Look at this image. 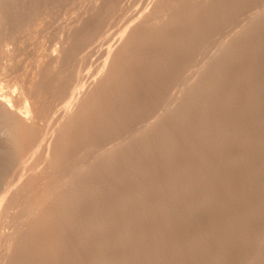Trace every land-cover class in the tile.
<instances>
[{
    "label": "rangeland",
    "instance_id": "rangeland-1",
    "mask_svg": "<svg viewBox=\"0 0 264 264\" xmlns=\"http://www.w3.org/2000/svg\"><path fill=\"white\" fill-rule=\"evenodd\" d=\"M15 1L3 0L2 7H5L4 11L9 7L6 13L17 19L13 31L22 26L23 38L27 36L25 34L32 32L31 42L23 45L27 50L26 53L24 48L20 50L23 54L19 51L21 56L19 59L24 58L26 59L23 60L24 63H28L32 58L28 56L29 51L35 50L34 45L36 47L37 42H41L45 33L43 42L49 44L52 39L60 35L61 27L74 25L72 24L74 21L79 23L80 20L77 19H81L82 16H85V19L82 18L81 23L83 19L86 22V17L89 19L95 13L91 11L92 6L97 5L103 9H100L102 13L97 14L102 15L101 21H106L103 23L105 32H102L105 36L103 35L104 38L102 36L101 39L102 45L106 48L129 26L132 22L130 17L137 15L138 12L139 15L145 12L154 0H124V2L117 0L115 4L113 0H109L108 5L104 4L103 7L101 0ZM170 1H162L164 8L160 7L164 9H161L162 12L164 11L163 14L168 15L169 18L164 17L162 20L164 25L161 23V26L153 27L152 32L155 29L159 32L157 33V30L155 31L157 34L153 32L155 36L153 33L147 35L150 36V39H147L149 42L146 41L145 45L143 43L139 46L141 50L145 48L143 52L136 49L137 54L146 53L144 50L148 53H146L148 56L138 54L142 56L137 55L139 60L145 57L151 59L149 56H155L149 61L145 58L153 64H148L144 60L147 62L144 67H142V63L145 64L143 60L140 62L138 60L136 63L137 59H135L134 64L141 63L138 66L145 68L146 72L138 67L142 72L138 74L135 70L137 73L135 76L140 79L143 77L142 81H136L138 77L131 78L135 79L134 84H141L140 87L143 86L141 88L145 90L133 85L132 81L131 88L136 90L134 95L132 90V93L129 91L131 94L129 96L128 93L119 94L115 98L117 100L113 98L114 101H110L112 105L108 103L105 105L108 110L104 108L107 112L105 111L106 113L104 112L100 118L101 122L98 121V126L102 122L103 124L109 122L110 125H100L102 130L98 133L100 134L98 139V135L94 138L98 141L94 142L105 143V139L111 141L118 135L127 136L130 133L127 130L128 125L132 127L144 121L148 114V119L154 121L149 134L137 136L139 139L136 141L139 143L135 141L136 143H133L134 145L132 144L129 149L123 147L119 159H114L115 165L108 163L107 167H111L110 172H107L109 168L106 167L107 169L100 173L102 175H96V180L94 177L91 178V181L95 180V182L83 186L79 203L73 207L71 213L67 211V216L63 211L57 213L61 215L56 214V217H51V222L50 219L47 220L48 222L39 219L37 225L31 220L33 225L27 222L28 234L26 232L27 235L22 234L24 241L22 240V244L19 242L20 245H17L12 256L13 260L8 262L4 256L5 232L8 233L7 229L12 228V231H9L13 233L16 226L17 229H21L20 222L25 224L23 219L27 214L29 216L38 200L33 197L26 198L23 201L25 207L22 204V209L20 206L18 210L15 209L9 214L2 229L0 228V264H264V0ZM11 7L13 8L11 11L14 10L12 13ZM59 22L62 25L63 22L70 24L64 23L65 25L62 26ZM57 26L60 30H57ZM121 29L124 30L119 31ZM39 30L42 33L44 31L42 37ZM21 33L18 39L22 40H17V43L23 44ZM147 44L149 47L146 46ZM146 47L147 49L152 47L149 50L152 52L151 55ZM95 64L91 67L92 70L96 69ZM82 70L84 71L80 74L84 76L89 71V67H84ZM141 73H144L143 76L140 75ZM176 93H181L179 95L181 103L177 105L182 109L176 105H174L176 109L173 107ZM135 95L139 97L135 98ZM120 96L125 97L122 99ZM142 101L143 103H139ZM49 107L44 112L47 116L54 114L57 109L59 113L61 109V106ZM109 109L113 115L115 114L114 116ZM159 111H162V114ZM117 114H120L118 116L121 119L115 117ZM170 114L174 115V118ZM107 116L111 119L109 120ZM164 120L167 122L165 123ZM113 123L115 124L112 125ZM121 128L124 131L118 130ZM143 137L151 139V142L149 140L147 143ZM108 140L106 142H109ZM144 141L147 144L140 143ZM140 144L145 145V149ZM113 169L117 170V175L112 172ZM111 175L119 178L115 179ZM114 182L118 184V189V186L115 187L116 189L112 187ZM69 224L70 226H67ZM47 228L49 234L46 233ZM4 229L6 231H3ZM34 236L37 240H33ZM51 238H54L53 242ZM46 239H50L49 242ZM54 244L56 249L53 248ZM42 249L47 250L48 254ZM57 254L62 256L59 257Z\"/></svg>",
    "mask_w": 264,
    "mask_h": 264
},
{
    "label": "bare ground",
    "instance_id": "bare-ground-1",
    "mask_svg": "<svg viewBox=\"0 0 264 264\" xmlns=\"http://www.w3.org/2000/svg\"><path fill=\"white\" fill-rule=\"evenodd\" d=\"M2 1L3 0H0V56H1V58H0L1 59V62H0V228L2 227L3 223L7 220L6 218L9 217V214H11L15 209L18 210V208L22 204L24 206L23 201L26 200V198L29 199V197H33V198L38 199L37 202L35 203V205L33 206V209L31 208L32 211L30 210L31 213L29 214V216L27 214V217H25L23 219V220H25L24 221L25 224L24 223L21 224V222L19 221L20 222L19 227L22 226L21 229L20 228L17 229L18 227L16 226V229H15V231H13V233H11L9 231L12 228L7 229L8 233L5 232L6 233L5 237L7 234L11 233V234L7 235V238L4 237V239H5L4 241H5V245H6L5 246L6 250H5L4 256L6 259H8L7 261L9 262V261L13 260L12 256L14 255V251H15L17 245L18 244L20 245L19 242H21V244H22V240L24 241V239H22V237H24V235H22V234H25V232L27 231V226L29 225L28 223L30 222V220H31V222H33L34 225H37V222L39 219H41L40 221H42V220L47 221L48 219H50V222H51L52 221L51 217H53V218L56 217V214L58 212L60 213V212L65 211L66 214H64V215L67 216V214H68L67 211L71 213V210H73V207L75 205H77V203H79V198L81 197V195L83 193V190H82L83 186L90 185L92 182L91 178L93 179V177L96 180V175L97 176L102 175L100 173L104 171V169L107 167L108 163L113 165L114 159L119 157V154H120L123 147L126 146L125 149L126 148L129 149L133 143H136V142L139 143L138 141H136V139H139V137L137 138V136L140 135L142 137V136H145L146 134H149L148 132H149L151 126H153L154 121H151V119H148V117H149V114H148L147 119H145V120L143 119L144 121H142V122L140 121L138 124H135V122L133 120V123L135 125L132 127H130L131 126L130 124H129L130 126L128 125V128L131 130L127 129L128 132H130L129 134L127 132H125L126 134H128L127 136L123 137L124 136V134H123V136L121 135V137H120L118 135L116 138H114L112 140L110 139L111 141H109L107 139L109 142H106L107 140L104 138L106 140V141L104 140L105 143H103L101 141L98 143L94 142L96 140L94 138H96V136L98 135L100 130H102L100 125L104 126V124H105V123L103 124V122H102V124L99 123V126H98V121L101 122L100 118L103 116L104 112L106 110H108V109H106L105 105L107 103L109 105H112V103L110 101H114L113 98L114 99L117 98V96L119 94L127 95V93H128V96H129V94H130L129 91L130 92H131V90L133 91L132 95H134V92H136V90L134 91L131 88L130 84L133 80L135 81V79H137L135 77H138V76H135V75L138 72L139 73L142 71L146 72L145 71L146 69L142 68V67L147 65L146 63L150 59V58L147 59L145 57V56H148V55H146L147 51L144 50V52H146V53H140V52H143L142 50L145 49V48H143L145 46L142 47L143 48L142 50L139 46H142L143 43H144V45L146 44V41H148L147 39H150L149 38L150 36L148 37L147 35H151L153 32L155 33V31L157 30V29H155L152 32V30L154 29L153 27L157 28L158 25L161 26L164 23L162 20L164 19V17H167L168 15L166 16L165 13L163 14L164 11L162 12V10H164V9H162V8H164V7H162L163 6L162 1H164V0H154L152 2L153 5L151 3V7L148 8L145 12H143L140 15L138 12L137 15L135 14V16L130 17L132 22L129 24V26L125 30L124 29L119 30V31H122V30H124V31L122 32V34H120V36L118 38L116 37L105 48L101 43V41H102L101 39H102V36L104 35L102 32H105L103 23H105L106 21L105 20H104L105 22L103 20H102L103 22L101 21L102 15L97 14L98 12L102 13L100 11L101 8L97 5H95L94 7L92 6L93 10L91 9V11L95 12L94 13L95 15L94 14L92 16L89 15V13L91 14L92 12H89L88 14L85 13V15H89V17L91 16L89 19H88V17H86L87 18L86 22L84 21L85 16L84 17L82 16V18H84L82 23H81L82 18L81 19L79 18V19H77V20H80L79 23L74 21L72 23L74 25H70V26H67L70 24V23L67 24L68 23L67 21H66L67 23L63 22V25L61 24V22H59L62 26L67 24L66 25L67 27H63V28L61 27L60 29H62V31H61L60 35L57 38L55 37V39H52L53 41L49 42V44L43 42V39L46 36L45 35L46 33L42 37V34L44 33V31L42 33V31H41L42 29L39 30L41 32L42 40H41V42L40 41L37 42L36 47L34 45L35 50H33L32 52L29 51L28 56L32 57L31 60L29 59L30 61L29 62L27 61L28 63H26V62L24 63L23 60H26V59H24V58H23V60L19 59V57H21L19 55V51L25 47V46L23 47V45L26 44V42H29V41L31 42L33 37L31 36L30 33H32V32H30L28 34L24 33L27 36H25L26 38L25 37L23 38V34L21 33V31H23L24 28H22L23 29L22 30L21 29L22 26L19 28H16L13 31L14 27H16L14 23L17 19L12 18L11 17L12 15L6 13V9L9 7H7L5 9V11L3 10V8H5V7H2V3L4 5V2H2ZM12 1H15V0H12ZM101 1L100 2L102 3L101 4L102 7L104 4L106 6L108 5L109 0H105V1L101 0ZM116 1L117 0H115V1L113 0L114 4ZM169 1L170 0H168V2ZM8 2H10V1H8ZM100 2H98V3H100ZM123 2H124V0H123ZM17 3L19 5V2H17ZM161 3H162V5L160 6ZM164 3L167 4L166 2H164ZM170 3H171V1H170ZM8 4L9 3H7L6 5H8ZM118 5H120V4H118ZM132 5H131V7H132ZM111 6H113V4ZM124 6H123V9H124ZM12 7L14 8V5ZM12 7L10 8V11H11V9H13ZM160 7H162V8H160ZM165 7H167V6H165ZM101 10H103V9H101ZM110 10H111V7H110ZM110 10H109V12H110ZM171 10H172V8H171ZM13 11H11V13ZM114 11H116V10H114ZM7 12H8V10H7ZM85 12H87V11L85 10ZM118 12H120V11H118ZM166 13H168V12L166 11ZM106 14H107V12H106ZM19 15H20V13H19ZM110 16H111V13H110ZM168 18H169V16H168ZM107 19H109V18H107ZM18 21H20V20L18 19ZM128 21L130 22V20H128ZM16 23H17V21H16ZM13 24H14V26H13ZM21 25H22V23H21ZM61 25H58V26H61ZM126 25H127V23H126ZM18 26H20V25H17V27ZM26 26H25V28H26ZM58 26H57V28H58ZM124 27H126V26H124ZM160 28H158V29H160ZM60 29L58 28L57 30H60ZM25 31L27 32V30H25ZM28 31H31V30L28 29ZM37 31L38 30H36V34H38ZM40 32H39V35H40ZM158 32H159V30H157V33ZM19 33H21L23 41H24V39L26 40L24 42L21 41L23 44L17 43V40H22V39H18V38H20ZM57 33H58V31H57ZM157 33H155V34H157ZM118 34H119V32H118ZM155 34H154V36H155ZM104 36H103V38H104ZM34 37H36V36H34ZM168 37H170V36H168ZM3 38H5L6 40H3ZM39 38H40V36H39ZM154 39L156 40V37ZM175 39H176V37H175ZM151 41H153V40H151ZM226 41L227 40L225 39V41H224L225 44H226ZM18 42H20V41H18ZM164 45H165V43H164ZM167 45H168V43L166 44V46ZM28 46H30V45H28ZM136 46H138L139 48H137ZM146 46L149 47L148 44ZM32 47H33V45H32ZM147 47H146V50H148V51L152 49V47H151V49L150 48L147 49ZM24 49H25V53H26L27 50H26V48H24ZM136 49H138V50L140 49L141 51L139 50L140 52L138 51L139 52L138 54H143V55L145 54L144 57L148 61L145 58H141L142 56L138 55L136 53L137 52ZM30 50H32V49H30ZM21 52L23 54V51H20V53ZM151 53L152 52H150V55H151ZM137 55L141 56L140 58L143 61L144 60L147 61V62L144 61L145 64L142 63V67L138 66V65H141V63H139L138 65L134 64L135 59H137L136 63H138L139 58L137 57ZM153 56H149V57H151L150 60L154 59L155 56L154 57ZM198 56H200V55H198ZM142 60H139V62ZM94 63H96L95 64L96 69L94 68L92 70L91 67L94 65ZM149 63L150 62H148V64ZM163 63H164V61H163ZM84 67H89V71L87 72L86 75L81 76L80 73L82 71H84V70H82ZM129 67H131V68L128 70ZM138 67L142 68L143 70L139 71ZM150 69L152 70V68H149V70ZM135 70L137 71V73H135L136 72ZM125 71H126V73H125ZM142 74H144V73H141L140 75H142ZM132 76L135 79L134 78L132 79L131 78ZM147 76H148V74H147ZM142 78L143 77H141V79ZM141 79L139 78L136 81H138V80L140 81ZM134 81L132 82V84L137 85V84H134ZM136 81H135V83H136ZM140 82H138V83H140ZM147 82H149V81H147ZM143 84H146V83H143ZM140 85H137V86L140 87ZM149 85H150V83H149ZM156 85H158V84H156ZM129 86H130V88H129ZM141 87H143V86H141ZM141 87H140V89L142 90L143 88H141ZM136 89L138 90V88H136ZM143 90H145V89H143ZM137 93L140 95V93L142 94V91L140 93L139 92H137ZM138 94H136V95H138ZM180 94L178 93L175 96L176 100L174 102L175 104H173L174 108H175L174 105L178 106L177 104H179V102L181 103V101L179 100ZM183 94H184V92H183ZM136 95H135V98H138L139 96H136ZM142 96H144V95H142ZM122 97H125V96H122ZM121 98H120V100H121ZM126 99H127V97H126ZM132 99H134L133 96H132ZM142 99H143V97H142ZM115 100H117V99H115ZM171 101H173V100H171ZM151 102H153V101H151ZM160 102H162V101H160ZM165 102H168V101H165ZM139 103H143V101L139 102ZM163 103H164V101H163ZM51 105L56 107V108L58 106H61V109L59 110L60 112L57 113L58 112L57 111L58 109H57V110H55L56 111L55 113H57V114H55L53 112L54 114L51 115V113H50L51 116H47V114L46 113L44 114V112L47 111L48 107ZM132 106H133V104H132ZM178 107H180V106H178ZM117 108H116V110H117ZM49 109H50V107H49ZM54 109H52V110H54ZM168 110H169V107H168ZM109 111H110V109H109ZM147 111H149V110H147ZM163 111H165V110H163ZM177 111L178 110H176V112ZM110 113H111V111H110ZM110 113H108V116ZM160 113L162 114V111ZM118 115H120V114H117L115 117H117ZM132 117H134V116H132ZM130 118H129V121H130ZM167 118H169V117L167 116ZM92 119H93V123H91ZM110 119L111 118H109V120ZM119 119H121V118H119V116H118V120ZM153 119H155V118H153ZM157 119H158V117H157ZM112 120H114V119H112ZM166 120H168V119H166ZM102 121H103V119H102ZM121 121H123V120H121ZM126 121H127V118H126ZM164 122H165V120H164ZM115 123H113L112 125H114ZM108 124H109V122H108ZM108 124H105V125H108ZM161 124H162V122H161ZM123 125H124V127L123 126H120V127L125 128V124H123ZM111 126H107V127L112 128ZM117 126H119V125H117ZM98 127H100L99 131H98ZM159 129H160V127H159ZM105 130L108 131L110 129H108V130L105 129ZM111 130L113 131V129H111ZM118 130L121 131L123 129L121 128ZM156 130H158V129H156ZM109 132H111V131H109ZM121 133L122 132H119V134H121ZM105 134H108V133L105 132ZM111 134H112V132H111ZM99 135L97 136V139H98ZM108 136H109V134H108ZM102 137H100V138H102ZM105 137H107V135H105ZM109 137L113 138V137H111V135ZM109 137H107V138H109ZM145 139H146V142L149 140L151 142V139L148 140V138H144V140ZM96 141H98V140H96ZM146 142L144 141V142H140V143L147 144L148 142L147 143ZM141 146H143V148L145 147V145H141ZM140 152H141V150H140ZM129 155H130V153H129ZM124 156L127 157V155H124ZM29 159H30V162H28ZM107 168H109V169H108V171L107 170L106 171L110 172L109 170L111 167H107ZM116 171L113 169L112 172H115L114 174H116ZM105 172L103 175H105ZM107 174H109V173H107ZM107 174H106V176H107ZM116 175H115V177L113 175H111V177L113 176V178L116 179V177H117ZM111 177H109V179ZM97 178H99V177H97ZM113 178H111V180ZM117 178H119V177H117ZM95 180L93 182H95ZM97 180H99V179H97ZM115 181L117 182V180H115ZM89 182H90V184H88ZM116 182H114V185L112 186V187H114V189H116L115 187L118 186V184ZM118 183L120 184V182H118ZM118 188H119V186L117 187V189ZM111 189L113 190V188H111ZM114 193H115V190H114ZM96 196H98V195H96ZM80 201H82V200H80ZM91 201H93V200H91ZM78 206H81V205H78ZM105 208H107V207H105ZM21 209H22V206H21ZM25 210H27V209H25ZM15 213H16V211H15ZM57 215H61V214H57ZM64 215H63V218H64ZM58 219L60 220V218H58ZM46 221H44V224L46 223ZM10 222H11V220H10ZM57 222H59V221L57 220ZM72 222L73 221H71V223ZM70 224L67 226H70ZM51 225H53V223ZM14 226H15V224H14ZM49 226H47V227H49ZM54 226H55V224H54ZM30 227L32 228V226H30ZM38 227L36 226V228H38ZM66 227H65V229H66ZM5 229L3 231H6ZM57 230H59V229H57ZM50 231H52V230H50ZM38 232H39V230H38ZM26 233L28 234V232H26ZM46 233L49 234V229H48V232H46ZM56 233H57V231H56ZM58 233H59V231H58ZM27 234H25V235H27ZM34 234L36 235V233H34ZM39 234H41V233H39ZM48 234H47V236H48ZM62 235H63V233H62ZM42 236L45 237V235H42ZM35 237L36 236H34L33 240L36 239ZM52 239L54 240V238H51V241H52ZM26 240H27V238H26ZM42 240H40V241L43 242L45 239L43 241ZM46 240H48V239H46ZM49 240H48V242H49ZM45 243H46V241H45ZM47 246H48V243H47ZM53 246H54L53 248L56 249L55 244ZM23 247H25V246H23ZM18 248H17V250H18ZM63 248H65V247H63ZM44 249H46V248L44 247ZM49 249H51V248H49ZM46 251H44V252H46ZM44 252L41 251L42 254ZM49 252H51V251H49ZM59 252H60V250H59ZM46 254H48V253L46 252ZM53 254H55V253H53ZM62 255H58V256L60 257ZM31 257L32 256H30V258ZM47 258H48V256H47ZM47 258H46V260H47ZM22 259H24V258H22ZM1 262H2V260H1ZM31 262H33V261H31ZM54 262H55V260H54ZM41 263H42V259H41ZM64 263H65V261H64ZM15 264H17V263H15ZM21 264H23V263H21Z\"/></svg>",
    "mask_w": 264,
    "mask_h": 264
}]
</instances>
